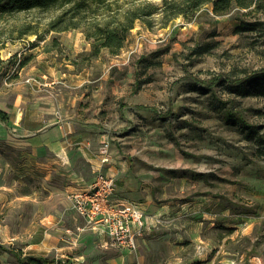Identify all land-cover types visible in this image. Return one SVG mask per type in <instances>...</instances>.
I'll return each instance as SVG.
<instances>
[{
	"label": "rangeland",
	"instance_id": "374dc122",
	"mask_svg": "<svg viewBox=\"0 0 264 264\" xmlns=\"http://www.w3.org/2000/svg\"><path fill=\"white\" fill-rule=\"evenodd\" d=\"M112 1L105 17L161 2ZM59 14L0 20V264H264V91L231 88L264 74V0L138 20L118 55L88 26L51 30ZM33 105L109 150L118 187L156 218L137 251L85 231L68 196L89 163L74 158L70 176L40 163L25 137Z\"/></svg>",
	"mask_w": 264,
	"mask_h": 264
},
{
	"label": "trees",
	"instance_id": "16d2710c",
	"mask_svg": "<svg viewBox=\"0 0 264 264\" xmlns=\"http://www.w3.org/2000/svg\"><path fill=\"white\" fill-rule=\"evenodd\" d=\"M259 0H161L160 4L154 2H136L126 9L119 10L116 16L105 17L114 11L112 0H0V20L7 17H15L31 11L53 12L59 11L56 19L50 23L51 30L67 31L89 27L85 30L86 36L103 41L102 47L108 48L114 55H118L124 47L125 40L130 31L134 29L136 22L142 21L152 27L149 18L161 15L165 23L180 16L188 17L200 10L205 5H212L216 14H224L232 5L250 9L258 4ZM131 3V2H130ZM111 15V14H110ZM103 16V20H97ZM251 25V24H250ZM256 25V24H255ZM254 26V25H252ZM202 50L198 47L196 51ZM264 74L232 85L231 88L238 95L253 94L258 90L264 91ZM7 114L0 109V118L6 119ZM32 264H55V260L43 257H29ZM66 264H72L66 262Z\"/></svg>",
	"mask_w": 264,
	"mask_h": 264
},
{
	"label": "crops",
	"instance_id": "0c3cea01",
	"mask_svg": "<svg viewBox=\"0 0 264 264\" xmlns=\"http://www.w3.org/2000/svg\"><path fill=\"white\" fill-rule=\"evenodd\" d=\"M45 101L47 100H44V102ZM56 111L57 110L55 109V107L52 108L50 105L46 106V108L36 107L35 105H33L26 114V118L27 116L30 117L31 120L36 123V125H34L33 127H27V134L25 135V137L28 138V142L32 145V150H36V152L40 154V157H42L40 159V163L43 166L52 169V171L54 172H63L70 176L72 171L71 164L73 159L86 157L87 162L89 163L87 165L85 174L87 178L78 177L77 175H75V177L79 178V184L77 188L72 192L80 190L87 184L92 183L96 177L97 171H103L116 178L118 172L117 168L112 164L113 162H115L114 159L112 158L109 164L103 165L101 162L102 156H98V149H96V147L94 146L92 138L88 136L87 133L78 132L79 123L64 119L63 116H60ZM74 147H77V149H74ZM76 150H78V152ZM116 181L118 180L116 179ZM116 191L117 197L136 202L128 198L129 196H126L128 194L125 193V188L122 185L118 187V183ZM68 201L72 205V201L70 200L69 196ZM141 207L145 210V207H143L142 205ZM145 212L149 216V218L155 220V217L152 218L153 216H150V214H148L146 210ZM77 217L83 220L84 223H86L83 218L78 215ZM85 231L93 234L96 238L97 243L102 248L107 250H117L114 247L105 245L103 246L102 242L104 240L101 242L103 238H101L94 230L86 227Z\"/></svg>",
	"mask_w": 264,
	"mask_h": 264
},
{
	"label": "built area",
	"instance_id": "2783aa9c",
	"mask_svg": "<svg viewBox=\"0 0 264 264\" xmlns=\"http://www.w3.org/2000/svg\"><path fill=\"white\" fill-rule=\"evenodd\" d=\"M101 153L102 164H109V150L102 149ZM116 190V178L97 171L92 183L70 193L69 198L87 227L103 238V246L134 253L138 249V240L147 233L153 223L151 221H156V218H149L140 204L117 197Z\"/></svg>",
	"mask_w": 264,
	"mask_h": 264
}]
</instances>
